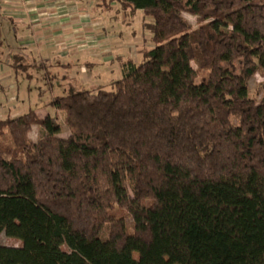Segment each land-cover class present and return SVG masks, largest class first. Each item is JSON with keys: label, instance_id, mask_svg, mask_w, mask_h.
<instances>
[{"label": "trees", "instance_id": "trees-1", "mask_svg": "<svg viewBox=\"0 0 264 264\" xmlns=\"http://www.w3.org/2000/svg\"><path fill=\"white\" fill-rule=\"evenodd\" d=\"M116 1L142 12V60L0 119V233L20 241L0 264H264V0Z\"/></svg>", "mask_w": 264, "mask_h": 264}, {"label": "rangeland", "instance_id": "rangeland-1", "mask_svg": "<svg viewBox=\"0 0 264 264\" xmlns=\"http://www.w3.org/2000/svg\"><path fill=\"white\" fill-rule=\"evenodd\" d=\"M110 3V0L105 2ZM3 1L0 0V7ZM118 8V9H117ZM113 9V10H112ZM114 9L116 12L114 13ZM108 14L109 19L115 18L116 24L131 22V29L137 31L130 35H122L119 41V49H121V56L116 55L112 46L103 50L102 54L99 52L98 60H94V70L88 69L84 65L83 59L88 58V52L85 50L86 45L70 46L67 49L68 42H62L59 48L61 53H57L56 50L54 56L51 58L50 63H44L42 60H35L27 55V60L24 62L27 71L14 73L13 69L9 66L11 63V55L19 51V46L22 41H26L30 38H36L37 34L34 30L28 29L26 31L19 25H12L9 21L0 23V39L3 42V46H0V119H5L7 116H14L17 111H21V114L26 113L30 109L39 110V117H44L46 114L53 115L54 109L48 106V103L55 97L61 96L67 93L70 88H77L81 83L84 86L88 85L89 88H95V86H104L109 88L112 81L121 77L123 73L122 63L128 60L134 63H139L142 60V54L145 49H150L152 44L149 40L150 33L144 31L142 28V12L137 11L134 17L130 19L120 12L119 5H115L111 8ZM183 17L188 23L195 28L197 26L196 17L188 13H183ZM120 21L122 23H120ZM122 27V26H121ZM127 32L129 29H122ZM130 32V31H129ZM34 36V37H33ZM91 40H95L92 37ZM97 43V42H96ZM109 43V41H107ZM54 47V46H53ZM66 48V49H65ZM78 49V50H77ZM85 50V51H80ZM101 55V56H100ZM93 56V55H92ZM101 57L106 58L107 62ZM93 58V57H92ZM94 59V58H93ZM82 61V63H80ZM98 63H101L100 65ZM64 65H72L71 67H63ZM195 69V65L192 64ZM97 76H99L97 78ZM29 77V78H28ZM96 80V81H95ZM264 81V75L257 72L248 82L249 92L252 97L259 100L261 92L258 90L259 84ZM96 82V83H94ZM96 84V85H94ZM16 98L14 99V95ZM8 97L9 100L7 99ZM9 101V102H8ZM19 108V109H18ZM58 123L60 125V132L58 137L67 138L69 131L63 124V114L59 113ZM16 117V116H14ZM6 132L5 130L3 131ZM42 136V130L40 127L34 125L28 138L34 142ZM0 144H7V136L5 134L0 135ZM150 201H146L148 204ZM111 214L116 217L124 219L126 231L128 233L133 232L132 218L126 213L124 209L115 207L110 211ZM108 224L104 225L100 231V238L105 240L108 234ZM0 245L18 247L20 241L7 237L4 233H0ZM63 250H67L65 246H62Z\"/></svg>", "mask_w": 264, "mask_h": 264}, {"label": "crops", "instance_id": "crops-1", "mask_svg": "<svg viewBox=\"0 0 264 264\" xmlns=\"http://www.w3.org/2000/svg\"><path fill=\"white\" fill-rule=\"evenodd\" d=\"M3 3L0 7V23L9 21L13 23L12 25H19L26 31L28 29L34 30L37 34L35 36L37 39L30 38L22 41L19 46L20 50L12 53L21 55L25 61L27 55H30L32 59L50 63L52 56H54L53 53L56 50H59L56 51L57 53H61L59 48L64 49L61 46L64 41L68 42L67 49L74 45H78L79 48L83 44L86 45L83 48L88 52V58H84L83 62L88 69L94 70L96 64L94 60L100 61L96 58L99 52L102 54L103 50L112 46L114 53L119 55L121 52L119 41L121 40L118 39H121L122 35H130L134 32L136 34L137 32L131 29V22L123 24L120 21L121 27L116 24L115 18L109 19V15L105 14V12L108 14L110 11L107 10H111L113 6L119 5L116 0H110V3L105 2V0H21L20 2L3 1ZM115 12L116 9H114ZM120 12L123 11L120 9ZM122 29L129 30L125 32ZM92 37H95V40H91ZM0 41L1 46H3L1 39ZM101 58L107 62L106 58ZM71 66L64 65L63 67L69 68ZM89 87L88 85L87 88ZM9 98L7 99L9 100ZM15 98L16 94L14 95ZM34 110L38 115L39 110L37 108ZM17 112L14 116L21 115L20 109Z\"/></svg>", "mask_w": 264, "mask_h": 264}, {"label": "built area", "instance_id": "built-area-1", "mask_svg": "<svg viewBox=\"0 0 264 264\" xmlns=\"http://www.w3.org/2000/svg\"><path fill=\"white\" fill-rule=\"evenodd\" d=\"M4 2H20L21 0H2Z\"/></svg>", "mask_w": 264, "mask_h": 264}]
</instances>
